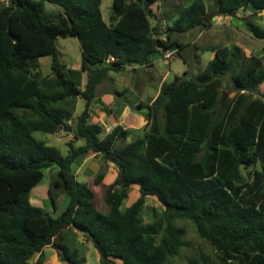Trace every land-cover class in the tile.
<instances>
[{"label": "trees", "instance_id": "1", "mask_svg": "<svg viewBox=\"0 0 264 264\" xmlns=\"http://www.w3.org/2000/svg\"><path fill=\"white\" fill-rule=\"evenodd\" d=\"M45 3L56 12L46 15ZM101 3H0V264H41L31 258L49 244L68 264H85L78 249L63 240L66 228L88 231L93 239L83 236L102 264H115L113 258L122 264H164L187 244L186 229L175 224L179 218L192 221L197 236L213 247L217 264H264V92L259 90L264 44L259 56L246 55L234 43L212 47L214 56L204 69L192 76L185 69L162 82L151 102L133 107L146 123L142 136L125 144L119 145L130 130L116 125L100 137L101 125L89 121L90 103L111 71L148 66L171 50L186 61L181 53L186 44L178 35L210 25L205 23L210 13L264 11V0H191L167 31L157 0H112L108 20ZM245 25L252 37L264 39L263 28L249 19ZM66 35L79 42L78 68L58 56L56 40ZM46 55L50 71L43 74L39 58ZM225 78L233 95L220 109ZM78 99L83 108L75 114ZM67 126L72 138L66 154L34 135ZM89 151L118 160L117 176L103 194L105 212L72 171L75 159ZM54 167L48 196L55 211L59 195L66 196L55 216L30 200L44 169ZM132 187L138 196L122 210ZM146 198L161 206L150 207L148 222L142 219Z\"/></svg>", "mask_w": 264, "mask_h": 264}, {"label": "rangeland", "instance_id": "2", "mask_svg": "<svg viewBox=\"0 0 264 264\" xmlns=\"http://www.w3.org/2000/svg\"><path fill=\"white\" fill-rule=\"evenodd\" d=\"M159 3V9L162 15V18H173L178 14V12L191 0H157ZM111 3L112 0H102L101 3V11L105 20H108V16L111 12ZM209 4V3H208ZM155 4H153L154 9ZM44 11L46 15H52L56 12V8L51 6L48 3H45ZM245 10H238L237 18L230 17L225 19V17L216 15L214 17V13L210 18V25L204 27H198L188 31L185 34L178 35L179 40L186 44L181 49V53L186 58V61L183 60L177 54L171 59L164 60L158 62V65L155 63L156 69H151V71H147L144 69L137 70L136 68H126L120 71H111L110 76L107 78V84L111 87H114L118 90L122 87L123 84H126L130 89L135 88L134 91H126L123 92L122 96L124 98L133 100L137 97H141L143 101L146 100L148 96H151L159 82L160 76L167 73L169 80L174 74H182L185 69H188L189 75L192 76L202 69L205 68L208 61L214 56L211 47L222 46V45H230L238 42L244 45L248 50L246 53H250V51L255 55H262V45L264 44V39H256L250 35V33L246 29V19L251 20L254 24L264 29V14L261 17H258L256 14L248 12L245 13L247 16L246 19H243ZM213 19V21H212ZM230 27H236L239 31L235 32ZM202 30H201V29ZM167 31V26L163 28ZM251 37V38H250ZM193 41V42H191ZM56 46L58 50V56L60 60L66 65L74 68H78L81 63V49L78 40L70 35L58 37L56 40ZM164 60V61H163ZM51 64V56L46 55L39 58L40 71L43 74H46L50 71ZM86 74L83 75V80H85ZM135 87L133 88V85ZM101 91L103 88L100 89ZM224 91L228 92L227 98L233 95V92L230 91V83L227 78H225V88ZM121 96L122 100L124 99ZM226 98V100H227ZM83 108V100L78 99L75 109V114L79 113ZM63 133H68L61 130ZM35 137L38 139L44 140L49 145H54L59 148L62 154H66L67 146L62 143L61 140H55L51 138L49 134L42 132H35ZM54 167L53 169H55ZM53 169L48 170L44 169V172L47 175L53 172ZM57 169V168H56ZM45 175L44 181L49 184V178ZM79 182H84L94 193V204L95 207L105 212L107 210L106 205L103 202V191L104 184L98 183L95 184L93 180L89 178V173L86 175H81L77 179ZM36 189L30 192V197L35 198L33 194H37L38 192L43 194L44 197L42 206L45 209L49 210V214L55 216L59 213L60 209L64 206L63 204L66 202L65 194H60L59 199H57L58 208L55 211L51 205L50 199L46 193L45 184L39 182L36 185ZM37 192V193H36ZM32 193V194H31ZM138 196V190L136 187H132L127 195V199L124 201L123 205L128 203V201L132 198V194ZM134 198V200L136 199ZM63 205V206H62ZM156 207L158 210H161V206L152 198H146V206L142 211V219L144 222L151 221L150 216V207ZM176 225L183 226L186 229V233L184 235V239L186 240V245L181 246L178 254L169 257L164 264H190L189 260L192 259L197 262V264H205L203 260V256L205 260H209V264H217L215 251L209 242L199 238L195 232L194 225L191 220L186 218H179L175 220Z\"/></svg>", "mask_w": 264, "mask_h": 264}, {"label": "crops", "instance_id": "3", "mask_svg": "<svg viewBox=\"0 0 264 264\" xmlns=\"http://www.w3.org/2000/svg\"><path fill=\"white\" fill-rule=\"evenodd\" d=\"M157 4L159 6L158 1H157ZM247 12L249 14H251V13H253V10L250 8H247L244 12L243 19H246L247 16L245 15V13H247ZM237 13H238V11L236 12V14L234 16L225 15L223 17H225V19H228L230 17H236L237 18ZM263 14H264L263 10L256 13V15L258 17H261ZM220 16H222V15H220ZM214 17H217V16L214 15L213 19H215ZM213 19H212V21H213ZM170 23H171V20L169 18H162V20H161L162 28H164L165 26L168 27V25ZM230 28H232V30L235 32L239 31L236 27H234V28L230 27ZM191 42H193V41H191ZM235 44L239 45L246 55L253 54L251 51H250V53H246V50H248V49L244 45H242L241 43L239 44L238 42H236ZM213 53H214V51H213ZM161 59H163V57L154 60L152 62V64H150L148 66H140V67L136 66V67H127V68H129V69L136 68L137 70L144 69V70H147L149 72V71H151V69H156L155 63L158 65V62L161 61ZM164 60H166V59H164ZM177 75H180V74H177ZM108 76H110V73ZM173 76L169 80H167L169 77V76H167V73L160 76L159 82L157 84V87H156L154 93L151 96H148L145 101H143L141 99V97H137L136 100L135 99L130 100V99L124 98L122 96L123 92H126V91H129V92L134 91L135 92V88H134L135 84L133 85L134 89H130L128 86H126V84H123L122 87L120 88L122 90H118V89L108 85L107 80H106L103 84L98 86L97 96L90 103L89 121L93 122V123H99L101 125L102 132L100 134V137H104L116 125L121 126L123 129L130 130V133H129L128 137L126 138V140L120 142L119 145L129 142L133 138L142 136V134L144 132V125L146 123V120H145V117L143 116L142 112L138 111L137 109H134L133 107H135L139 102H143V103L151 102L157 96L159 89H160V86H161V83L164 81L172 80ZM101 88H103L102 91L100 90ZM259 90H260V92H264V81L259 85ZM113 91H121V94L114 95L112 93ZM121 96L124 98L123 100H122ZM49 135L51 136V138H54L55 140H61L62 143H64L65 145L72 138L71 134H69V133L66 134V133H63L62 131L52 133ZM79 143H81V141H79L78 144ZM101 158H102V156L100 154L93 152V151H89L85 155H81L75 159V161L72 163V171L76 175L77 179L79 178V176L86 175V173H89V178L93 181L97 175L103 174V177L99 183L102 182L101 184H104V191H103V194H104L107 186L115 180V178L117 176V168H116L115 164L111 163L110 161L105 163L101 160ZM55 170H56V168L53 169V171H55ZM48 172L49 171L47 169V173ZM47 173L44 172V176L42 177V179L39 182L45 184L46 193L48 195V184L46 183V180L44 181V177H45V175H47ZM47 176H48V178L50 177L49 174ZM38 183L36 185H38ZM82 183H84V182H82ZM36 185L32 188V190L36 189V187H37ZM33 196L35 198L30 197L31 202L35 205L41 206L46 212L49 213V210L45 209V207L42 206L43 199L46 196H43V194H41L39 192L37 194H33ZM131 197L132 198L128 201V203H126L124 205H123L124 202L122 203V205L120 207V208H122V210L125 209L132 201H134V198H136L135 194L134 195L132 194ZM58 199H59V197H58ZM65 203L63 205H65ZM62 235H63V240L68 245H70L72 247H76L78 249L79 253L84 256L85 264H102L100 261V256L98 254V251L94 247L92 241L86 239L83 236V233L78 232L74 229L66 228L62 232ZM113 259L115 261V264H122L120 259H118V258H113ZM36 261H40L41 264H68L66 261H63L60 258L59 251L54 246H52L51 244L44 246L39 252H37L31 258V263H34Z\"/></svg>", "mask_w": 264, "mask_h": 264}, {"label": "water", "instance_id": "4", "mask_svg": "<svg viewBox=\"0 0 264 264\" xmlns=\"http://www.w3.org/2000/svg\"><path fill=\"white\" fill-rule=\"evenodd\" d=\"M213 14L211 15H208L205 19V23H209L210 21V18ZM228 96V92L227 91H222L221 93V96H220V100H219V103H220V109L223 108L224 104H225V101H226V98ZM64 131L66 132H69L70 131V128L67 126V127H64L63 128ZM102 158L105 159V160H108L110 161L111 163L115 164V165H118V160L116 158H114L110 153L106 152L102 155ZM81 233L85 234V235H88L90 237V239H93V236L89 234L88 231H80Z\"/></svg>", "mask_w": 264, "mask_h": 264}, {"label": "built area", "instance_id": "5", "mask_svg": "<svg viewBox=\"0 0 264 264\" xmlns=\"http://www.w3.org/2000/svg\"><path fill=\"white\" fill-rule=\"evenodd\" d=\"M0 3L4 4L5 6H8L9 3H10V0H0ZM175 54V50H171V51H166L164 54H163V58L164 59H171Z\"/></svg>", "mask_w": 264, "mask_h": 264}]
</instances>
